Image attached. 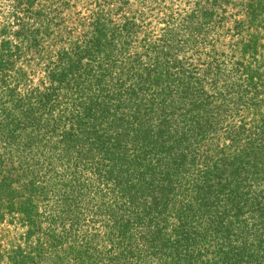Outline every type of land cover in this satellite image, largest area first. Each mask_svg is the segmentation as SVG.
<instances>
[{
	"label": "trees",
	"instance_id": "obj_1",
	"mask_svg": "<svg viewBox=\"0 0 264 264\" xmlns=\"http://www.w3.org/2000/svg\"><path fill=\"white\" fill-rule=\"evenodd\" d=\"M119 3L43 89H18L23 19L0 25V149L28 171L27 237L79 264H264V0L240 2L228 53L199 49L216 0L137 48Z\"/></svg>",
	"mask_w": 264,
	"mask_h": 264
},
{
	"label": "rangeland",
	"instance_id": "obj_2",
	"mask_svg": "<svg viewBox=\"0 0 264 264\" xmlns=\"http://www.w3.org/2000/svg\"><path fill=\"white\" fill-rule=\"evenodd\" d=\"M32 1V0H30ZM193 0H128L118 15L111 14V21L120 23L122 17L137 23L138 33L131 47L139 41H157L167 25L181 26V19L191 10ZM218 7L207 30L201 52L228 53L229 45L237 40L235 21L241 17L239 4L242 0H216ZM0 0V25L14 19L13 14L23 19L31 42L36 43L21 54L18 65L25 69L27 80L18 89L20 92L50 85L48 74L56 64L57 53L70 49L73 43L83 38L95 13H106L110 7L119 6V0ZM144 3V4H143ZM147 5V6H146ZM146 6V7H145ZM112 23V22H111ZM18 29L13 26V29ZM29 38V39H30ZM27 40L25 45H28ZM158 42V41H157ZM38 43V44H37ZM37 45V46H36ZM14 83L10 84V87ZM1 142L0 144H4ZM0 149V264H79L82 253H39L35 247L42 245V238L27 237V223L16 211L19 204L30 197L25 179L28 171L22 172L18 165L7 163ZM26 200L25 205H34ZM14 207L16 209L14 210ZM108 253H96L99 259ZM92 255V254H91ZM61 259L53 262V258Z\"/></svg>",
	"mask_w": 264,
	"mask_h": 264
}]
</instances>
